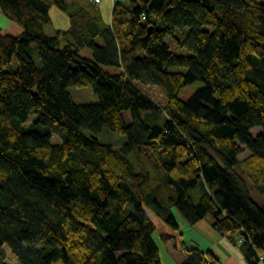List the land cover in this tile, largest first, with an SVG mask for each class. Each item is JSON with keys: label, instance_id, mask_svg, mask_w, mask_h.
<instances>
[{"label": "trees", "instance_id": "obj_1", "mask_svg": "<svg viewBox=\"0 0 264 264\" xmlns=\"http://www.w3.org/2000/svg\"><path fill=\"white\" fill-rule=\"evenodd\" d=\"M129 1L108 25L89 3L61 29L51 0H0L23 28L0 29V264H12L5 244L20 264H162L146 207L179 233L174 206L192 225L210 214L259 264L264 202L247 185L264 195V0ZM82 85L98 102L74 100ZM104 126L126 135L120 148L98 138ZM187 253L180 264H219Z\"/></svg>", "mask_w": 264, "mask_h": 264}, {"label": "rangeland", "instance_id": "obj_2", "mask_svg": "<svg viewBox=\"0 0 264 264\" xmlns=\"http://www.w3.org/2000/svg\"><path fill=\"white\" fill-rule=\"evenodd\" d=\"M51 6L49 9L51 20L53 25L56 27L62 26L63 23L69 21L68 14L69 12H73L77 10L80 4H83L84 1L88 2L90 0H64L67 4L66 8H62L53 0H51ZM79 2V3H77ZM95 4L96 2L93 1ZM123 3L129 4V0H124ZM98 8V3L95 4ZM0 29L3 33H9L13 35H18L22 32V26L11 20L0 8ZM178 34L183 36V30H177ZM165 41L170 45L173 52L188 54L187 50L180 49L174 43L172 37L170 35L165 36ZM80 54L86 57H92V50L86 46H80ZM173 70L185 71L186 68L183 66H172ZM203 82L197 80L193 83L187 84L184 86L179 92V96L183 99L189 98L197 88L201 87ZM72 97L78 103H95L98 102V97L93 91V89L89 85L82 86H69L68 87ZM145 89L149 92L155 99L163 104L166 100L165 94L162 92L159 86L154 84L145 85ZM144 116V115H143ZM145 117V116H144ZM125 119L127 122L130 121L129 114H125ZM260 130V127H255L251 130L252 134L256 135ZM98 138L101 141L110 142L114 147L120 148V146L127 140L125 134H121L117 131L112 130L109 126H104L103 129L97 134ZM52 141L59 142V136L56 133L52 134ZM249 154V151H245L239 155L240 158H243ZM238 172V166L235 168ZM252 197L258 201L259 203L264 202V195H262L255 188H252L250 185H247ZM199 188L195 187L191 190L194 198H196V193H198ZM149 216L153 219H160L156 216L155 212L148 209L146 207ZM173 214L177 219L180 225V232L183 234L181 236L182 239H172L171 241H164L160 237L161 226L157 225V228L153 232V239L159 247L161 263L162 264H180L182 260L187 257V250L191 246H198L203 250L211 248L216 253L217 257L220 259L219 264H236L237 260L233 254L232 260L230 261L227 257L228 254L233 251L226 245V240L217 239L220 237L215 232V228L212 226V217L210 214L206 215L197 224L191 225L184 215L176 208L172 207ZM161 220V219H160ZM162 221V220H161ZM162 223H164L162 221ZM188 225H191L192 228H188ZM238 237V235L236 236ZM228 241V240H227ZM230 245V244H229ZM233 245V244H232ZM230 247H234V249L238 250V248L233 245ZM6 251V260L12 264H20L17 256L11 251V248L8 244L4 245ZM233 249V248H232ZM235 251V250H234ZM230 261V262H229Z\"/></svg>", "mask_w": 264, "mask_h": 264}, {"label": "crops", "instance_id": "obj_3", "mask_svg": "<svg viewBox=\"0 0 264 264\" xmlns=\"http://www.w3.org/2000/svg\"><path fill=\"white\" fill-rule=\"evenodd\" d=\"M96 2L98 3V9H99V13H100V22L101 24H105V25H108L110 23V16H111V11H112V7H113V4L116 3V2H120V3H123L124 0H99V1H95V0H90L88 2L84 1L83 4H80V6H78L77 9H79L80 7L84 6V5H88L89 3H93ZM79 3V2H77ZM95 3V4H96ZM97 7V6H96ZM50 13V12H49ZM68 17H69V14H68ZM70 18V17H69ZM71 25V20L69 19L68 22H65L63 23L62 26H59L58 28H61V29H67L69 26ZM155 224H156V228H157V225L161 226V231H164V232H167V233H170V234H173L175 235L172 239H182L181 236L183 235L181 232H180V225H179V233L177 231H174L172 230L170 227H168L165 223H162V221L160 219H156L154 220ZM198 223V222H197ZM195 223V224H197ZM179 224V223H178ZM194 224V225H195ZM192 225V224H191ZM191 225H188V228H192ZM217 235H219L220 237H217V239H221V240H226V245L229 246V248L233 251V253H229L228 254V259L231 261L232 260V256L231 254L234 255V257L236 258L237 262L236 264H249L245 258V255H244V252L242 250V248L240 247L239 244H235L234 241H232L231 237L228 236V235H223L221 233H219L217 230L215 232ZM171 239V240H172ZM171 240H168V241H171ZM165 241V240H164ZM233 246L235 245L238 250L234 249V247H230V245ZM233 244V245H232ZM192 247V246H191ZM198 247V246H197ZM200 248V247H199ZM233 248V249H232ZM201 250H203L202 248H200ZM206 250H212L211 248L209 249H206ZM206 250H203V251H206ZM235 250V251H234ZM212 252L214 253V255L217 257L216 253L214 252V250H212ZM218 258V257H217ZM219 262H220V259L218 258ZM229 261V262H230Z\"/></svg>", "mask_w": 264, "mask_h": 264}, {"label": "built area", "instance_id": "obj_4", "mask_svg": "<svg viewBox=\"0 0 264 264\" xmlns=\"http://www.w3.org/2000/svg\"><path fill=\"white\" fill-rule=\"evenodd\" d=\"M95 1H99V0H95ZM263 261H264V256L260 255L259 256V264H263Z\"/></svg>", "mask_w": 264, "mask_h": 264}]
</instances>
